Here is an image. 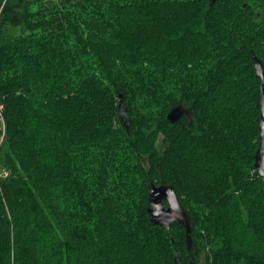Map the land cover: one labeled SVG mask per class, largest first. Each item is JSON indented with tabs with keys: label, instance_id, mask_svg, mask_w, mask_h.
Masks as SVG:
<instances>
[{
	"label": "trees",
	"instance_id": "trees-1",
	"mask_svg": "<svg viewBox=\"0 0 264 264\" xmlns=\"http://www.w3.org/2000/svg\"><path fill=\"white\" fill-rule=\"evenodd\" d=\"M256 59L264 0H0V264H264Z\"/></svg>",
	"mask_w": 264,
	"mask_h": 264
},
{
	"label": "water",
	"instance_id": "water-1",
	"mask_svg": "<svg viewBox=\"0 0 264 264\" xmlns=\"http://www.w3.org/2000/svg\"><path fill=\"white\" fill-rule=\"evenodd\" d=\"M255 66L257 74L261 77V93L258 101V105L261 106L260 135L255 165L258 172L264 175V70L259 59H256ZM186 113L188 111L180 105L172 108L167 117L171 122H175ZM149 201V212L154 223L170 228L175 221H181L188 228V232L190 231L186 211L173 186L153 184L149 192ZM164 201H167V204Z\"/></svg>",
	"mask_w": 264,
	"mask_h": 264
},
{
	"label": "built area",
	"instance_id": "built-area-1",
	"mask_svg": "<svg viewBox=\"0 0 264 264\" xmlns=\"http://www.w3.org/2000/svg\"><path fill=\"white\" fill-rule=\"evenodd\" d=\"M2 108H3V105L2 104H0V112L2 111ZM0 120L3 122V124H4V118H3V116H2V114H1V116H0ZM7 174V173H6Z\"/></svg>",
	"mask_w": 264,
	"mask_h": 264
},
{
	"label": "rangeland",
	"instance_id": "rangeland-1",
	"mask_svg": "<svg viewBox=\"0 0 264 264\" xmlns=\"http://www.w3.org/2000/svg\"><path fill=\"white\" fill-rule=\"evenodd\" d=\"M2 140V137H0V141ZM201 264H204V263H201Z\"/></svg>",
	"mask_w": 264,
	"mask_h": 264
}]
</instances>
